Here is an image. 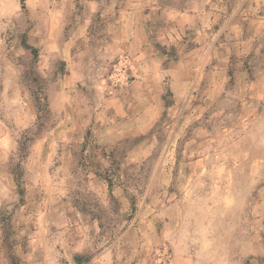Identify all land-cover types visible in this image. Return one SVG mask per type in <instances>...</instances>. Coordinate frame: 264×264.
Returning <instances> with one entry per match:
<instances>
[{
    "label": "rangeland",
    "instance_id": "374dc122",
    "mask_svg": "<svg viewBox=\"0 0 264 264\" xmlns=\"http://www.w3.org/2000/svg\"><path fill=\"white\" fill-rule=\"evenodd\" d=\"M0 264H264V0H0Z\"/></svg>",
    "mask_w": 264,
    "mask_h": 264
}]
</instances>
